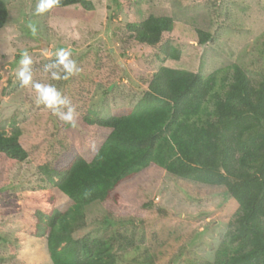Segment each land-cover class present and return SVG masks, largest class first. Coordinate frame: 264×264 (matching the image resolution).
I'll return each instance as SVG.
<instances>
[{
  "label": "rangeland",
  "instance_id": "obj_1",
  "mask_svg": "<svg viewBox=\"0 0 264 264\" xmlns=\"http://www.w3.org/2000/svg\"><path fill=\"white\" fill-rule=\"evenodd\" d=\"M2 1L8 18L0 29V131L20 130L27 159L0 157V264H52L45 238L33 235L35 213L70 201L44 171L63 168L77 155L90 159L106 136L77 119L74 127L64 123L36 103L31 88L20 86L15 73L25 49L34 80L55 84L70 97L78 119L88 112L105 118L129 111L162 67L207 77L237 65L253 82L264 80V0H87L90 10L53 7L42 15L35 14L38 0ZM149 16L172 19L173 31L162 41L181 52L178 61L129 39L126 26ZM198 31L210 39L199 44ZM59 48H70L80 69L66 81L43 71ZM146 203L153 208L138 216ZM237 214V203L223 189L150 168L121 197L116 215L108 216L100 204L86 207L85 225L74 238L106 241L116 264H206L214 262Z\"/></svg>",
  "mask_w": 264,
  "mask_h": 264
},
{
  "label": "trees",
  "instance_id": "obj_2",
  "mask_svg": "<svg viewBox=\"0 0 264 264\" xmlns=\"http://www.w3.org/2000/svg\"><path fill=\"white\" fill-rule=\"evenodd\" d=\"M72 6L92 8L87 0H60L55 8ZM7 18L0 0V29ZM173 28L166 16L126 26L129 39L158 47L164 59L178 61L181 52L162 41ZM197 33L199 44L210 39L206 32ZM146 86L127 112L105 118L88 112L77 118L86 130L106 135L90 159L77 155L63 168L44 169L70 201L62 209L35 213L33 235L45 238L51 263L116 264L109 243L74 234L85 225L86 207L100 204L108 216L116 215L121 197L145 170L156 168L173 178L221 188L237 203L231 229L214 262L206 264H264V80L253 82L237 65L207 77L162 67ZM20 136L18 128L0 131L1 158L27 159ZM152 208L141 205L138 216Z\"/></svg>",
  "mask_w": 264,
  "mask_h": 264
},
{
  "label": "clouds",
  "instance_id": "obj_3",
  "mask_svg": "<svg viewBox=\"0 0 264 264\" xmlns=\"http://www.w3.org/2000/svg\"><path fill=\"white\" fill-rule=\"evenodd\" d=\"M59 3L60 0H38L35 14L42 15L58 6ZM27 27L33 34L36 33V26L31 21L28 22ZM55 56L56 60L53 63L46 64L43 67V71L49 73L51 80L66 81L80 72L70 48H59L55 52ZM18 63L20 67L15 75L20 86L31 88L35 93L36 103L43 105L54 116L74 127L78 113L70 97L65 96L55 84L40 83L34 80L33 59L26 49L20 53Z\"/></svg>",
  "mask_w": 264,
  "mask_h": 264
},
{
  "label": "water",
  "instance_id": "obj_4",
  "mask_svg": "<svg viewBox=\"0 0 264 264\" xmlns=\"http://www.w3.org/2000/svg\"><path fill=\"white\" fill-rule=\"evenodd\" d=\"M40 49H41L44 53L47 52V45H46V43H45L43 40H41V42H40Z\"/></svg>",
  "mask_w": 264,
  "mask_h": 264
}]
</instances>
